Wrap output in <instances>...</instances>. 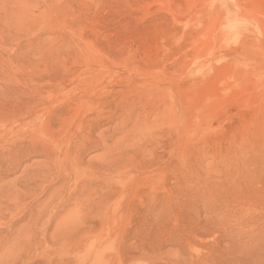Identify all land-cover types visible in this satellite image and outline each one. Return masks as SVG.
Segmentation results:
<instances>
[{"label": "rangeland", "instance_id": "1", "mask_svg": "<svg viewBox=\"0 0 264 264\" xmlns=\"http://www.w3.org/2000/svg\"><path fill=\"white\" fill-rule=\"evenodd\" d=\"M0 264H264V0H0Z\"/></svg>", "mask_w": 264, "mask_h": 264}]
</instances>
